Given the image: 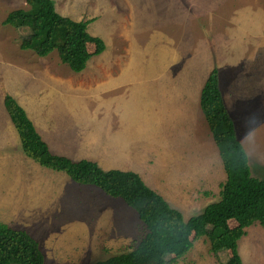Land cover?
Returning <instances> with one entry per match:
<instances>
[{"label":"rangeland","instance_id":"rangeland-1","mask_svg":"<svg viewBox=\"0 0 264 264\" xmlns=\"http://www.w3.org/2000/svg\"><path fill=\"white\" fill-rule=\"evenodd\" d=\"M53 1L59 14L88 21L105 49L78 73L56 51L22 50L26 28L4 20L26 1L0 0V222L37 240L44 264H92L131 250L145 228L120 198L27 158L4 97L29 108L54 154L136 172L187 220L219 199L225 181L199 106L210 71L236 135L264 119V0ZM244 149L251 175L264 178V134ZM238 252L242 264H264V228L250 226ZM230 258H215L200 238L175 264Z\"/></svg>","mask_w":264,"mask_h":264},{"label":"trees","instance_id":"trees-1","mask_svg":"<svg viewBox=\"0 0 264 264\" xmlns=\"http://www.w3.org/2000/svg\"><path fill=\"white\" fill-rule=\"evenodd\" d=\"M25 1L26 9L11 11L4 20V24L16 29L26 28L19 44L22 50L40 57L56 51L60 62L78 73L85 69L91 52L98 55L105 49L101 38L88 33V21L59 14L53 0ZM3 105L27 158L66 174L75 183L94 186L109 197L120 198L136 212L145 228L131 250L92 264H175L200 238L208 241L215 258L230 251L231 258L219 264H242L238 241L250 226L259 224L264 228V178L251 175L247 153L236 145L235 127L223 102L217 69L210 71L201 88L199 106L218 148L225 181L220 186L219 199L187 220L136 172L104 170L92 160L54 154L12 96L6 95ZM230 221L235 225L231 227ZM0 264H44V256L37 240L27 231L0 222Z\"/></svg>","mask_w":264,"mask_h":264},{"label":"clouds","instance_id":"clouds-1","mask_svg":"<svg viewBox=\"0 0 264 264\" xmlns=\"http://www.w3.org/2000/svg\"><path fill=\"white\" fill-rule=\"evenodd\" d=\"M259 134H264V119H256L245 131L237 133L235 138L236 145L243 148Z\"/></svg>","mask_w":264,"mask_h":264},{"label":"crops","instance_id":"crops-1","mask_svg":"<svg viewBox=\"0 0 264 264\" xmlns=\"http://www.w3.org/2000/svg\"><path fill=\"white\" fill-rule=\"evenodd\" d=\"M22 107L23 108H25L23 105H22ZM29 109V108H28ZM28 109L27 108H25V111H27V113H28ZM29 114V113H28ZM30 114H32V113H30ZM30 114H29V116H30ZM30 119V118H29ZM15 129V128H14ZM37 130V129H36ZM38 132V131H37ZM57 151H59L58 153H61V150L60 149H58ZM67 155H69L68 154V152H65ZM65 156V155H64ZM93 161V160H92ZM109 169V168H108Z\"/></svg>","mask_w":264,"mask_h":264}]
</instances>
